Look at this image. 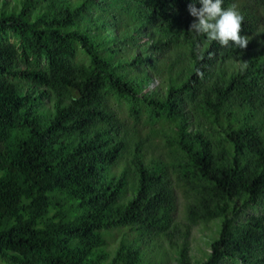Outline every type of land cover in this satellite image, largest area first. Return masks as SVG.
Wrapping results in <instances>:
<instances>
[{
	"label": "trees",
	"instance_id": "1",
	"mask_svg": "<svg viewBox=\"0 0 264 264\" xmlns=\"http://www.w3.org/2000/svg\"><path fill=\"white\" fill-rule=\"evenodd\" d=\"M250 1L239 11L246 49L189 31L197 0H20L0 11L1 259L153 264L126 243L107 260L103 231L171 238L178 185L193 196L191 224L221 219L203 264H264V0ZM111 98L136 122L144 112L167 124L156 129L166 152L149 159L150 139Z\"/></svg>",
	"mask_w": 264,
	"mask_h": 264
},
{
	"label": "rangeland",
	"instance_id": "2",
	"mask_svg": "<svg viewBox=\"0 0 264 264\" xmlns=\"http://www.w3.org/2000/svg\"><path fill=\"white\" fill-rule=\"evenodd\" d=\"M20 0H0V11L2 9H13L15 6L21 8ZM252 4L250 0H233L232 6L240 11L243 10V4ZM264 28V16L260 22L258 30ZM11 41H15L16 38L10 36ZM78 60L82 62H88L89 59L85 53L78 49ZM163 66L167 64L163 61ZM159 83L157 79L155 84L151 87H155ZM111 105L116 110L118 116L125 121L130 127L136 128L141 135L148 137L150 140L146 142L145 150L147 151L148 158L150 159L153 154L166 152L164 146L165 138L161 132L156 129L166 130L164 122L150 123L146 113H142L140 122H136L133 116L130 114V105L127 101L123 100L117 102L114 98L110 99ZM44 104L50 105V101L45 98ZM133 128V129H134ZM126 162L124 159L114 167V171L119 175ZM176 195V208L174 211L173 223L171 226L172 236L168 238L164 234H141L137 229L130 225H123L120 227H114L103 231V237L105 240L104 249L108 253L107 260H111L115 255L117 249L123 244L135 245L141 254L143 261L153 264H203L212 253V243L219 236V230L221 228V219L210 220L208 222L199 221L198 223L191 224L188 218V205L193 201L191 192H185L183 186H174ZM133 196L131 190H128L125 197V201L129 200ZM258 210V207H254L246 211L241 215L242 220L248 213ZM186 249V258L181 255L182 249ZM0 264H8L6 261L0 258Z\"/></svg>",
	"mask_w": 264,
	"mask_h": 264
},
{
	"label": "clouds",
	"instance_id": "3",
	"mask_svg": "<svg viewBox=\"0 0 264 264\" xmlns=\"http://www.w3.org/2000/svg\"><path fill=\"white\" fill-rule=\"evenodd\" d=\"M201 7H196V3ZM188 4L189 14L195 18L189 31L198 35H205L209 41H217L222 47H236L246 49L249 39L241 35L244 16L230 6L225 9L223 0H197ZM247 67V62L241 65L242 70Z\"/></svg>",
	"mask_w": 264,
	"mask_h": 264
}]
</instances>
